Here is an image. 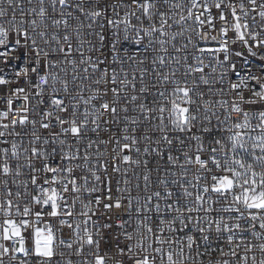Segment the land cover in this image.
I'll return each mask as SVG.
<instances>
[{
    "label": "snow or ice",
    "instance_id": "1",
    "mask_svg": "<svg viewBox=\"0 0 264 264\" xmlns=\"http://www.w3.org/2000/svg\"><path fill=\"white\" fill-rule=\"evenodd\" d=\"M0 264H264V0H0Z\"/></svg>",
    "mask_w": 264,
    "mask_h": 264
},
{
    "label": "built area",
    "instance_id": "2",
    "mask_svg": "<svg viewBox=\"0 0 264 264\" xmlns=\"http://www.w3.org/2000/svg\"><path fill=\"white\" fill-rule=\"evenodd\" d=\"M237 47H239V46H237ZM248 59L251 61L252 71L256 74H259V65L261 62L258 60H255L254 58H250V57ZM237 66H238V70L240 72V76L241 77H247L248 76L247 66L244 65L243 59L238 58V65ZM103 247L104 246L102 245V248ZM206 259L207 258L205 257V260Z\"/></svg>",
    "mask_w": 264,
    "mask_h": 264
}]
</instances>
